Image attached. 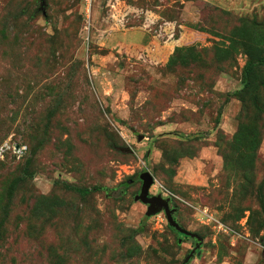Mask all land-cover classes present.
Instances as JSON below:
<instances>
[{
  "label": "rangeland",
  "instance_id": "374dc122",
  "mask_svg": "<svg viewBox=\"0 0 264 264\" xmlns=\"http://www.w3.org/2000/svg\"><path fill=\"white\" fill-rule=\"evenodd\" d=\"M91 1L0 0V264H264V0Z\"/></svg>",
  "mask_w": 264,
  "mask_h": 264
},
{
  "label": "water",
  "instance_id": "95a60500",
  "mask_svg": "<svg viewBox=\"0 0 264 264\" xmlns=\"http://www.w3.org/2000/svg\"><path fill=\"white\" fill-rule=\"evenodd\" d=\"M139 139L142 138V135H139ZM18 147V145H16ZM125 151H130L129 148L123 149ZM139 179L141 180V187L139 192L135 195V200L142 202L143 204L147 205V211H146V216H150L156 213H159L161 211H164L167 222L169 226L175 228L179 233L185 235V236H190L195 239L196 245L195 248H198L200 238L197 234L190 232L184 228H182L178 222L174 218V211L176 210L175 208H170V202L168 198L162 197L161 194L157 195H151L149 193V188L151 185L154 183V178L152 174L149 172V170L144 169L139 173ZM132 180H128V183H131ZM194 248V250H195ZM193 250L191 253L186 257L185 264L187 261H189L190 257L192 256Z\"/></svg>",
  "mask_w": 264,
  "mask_h": 264
},
{
  "label": "trees",
  "instance_id": "16d2710c",
  "mask_svg": "<svg viewBox=\"0 0 264 264\" xmlns=\"http://www.w3.org/2000/svg\"><path fill=\"white\" fill-rule=\"evenodd\" d=\"M248 75H249V71L245 74V82H246L247 79H248ZM123 151H125V150H123ZM132 182H133V181H132ZM93 189H94V190H98V189L100 190V189H103V187H94ZM124 189H125V186H123V188H122V187H117V188H105L104 190H105L107 196L118 198V197H120V196L124 193ZM89 191H90V190L87 189V188L82 189V192H83V193H88ZM170 228H172V227L170 226ZM173 230H174V229H173ZM177 233H178L179 235H181L178 231H177ZM182 236H184V237H188V236H185V235H182Z\"/></svg>",
  "mask_w": 264,
  "mask_h": 264
},
{
  "label": "built area",
  "instance_id": "2783aa9c",
  "mask_svg": "<svg viewBox=\"0 0 264 264\" xmlns=\"http://www.w3.org/2000/svg\"><path fill=\"white\" fill-rule=\"evenodd\" d=\"M91 2H92L91 0H86L87 5H90Z\"/></svg>",
  "mask_w": 264,
  "mask_h": 264
},
{
  "label": "flooded vegetation",
  "instance_id": "af4514ba",
  "mask_svg": "<svg viewBox=\"0 0 264 264\" xmlns=\"http://www.w3.org/2000/svg\"><path fill=\"white\" fill-rule=\"evenodd\" d=\"M138 177H139V175H138ZM132 180V179H131ZM133 181V180H132ZM141 181V180H140ZM140 190V189H139ZM170 208H173L172 206H170ZM195 239L193 238V241H194ZM194 243H195V241H194Z\"/></svg>",
  "mask_w": 264,
  "mask_h": 264
}]
</instances>
